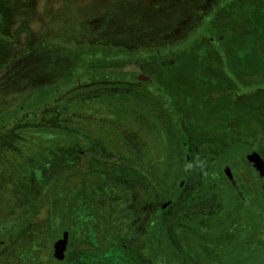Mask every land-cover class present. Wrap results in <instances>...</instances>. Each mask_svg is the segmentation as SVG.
Masks as SVG:
<instances>
[{
    "label": "rangeland",
    "instance_id": "rangeland-1",
    "mask_svg": "<svg viewBox=\"0 0 264 264\" xmlns=\"http://www.w3.org/2000/svg\"><path fill=\"white\" fill-rule=\"evenodd\" d=\"M179 1L131 0L129 7L132 10V20L128 21H133L134 18V24L145 28L156 25L160 18L158 23L165 21L164 25L170 30L169 33L162 35L161 39L171 40L192 32L201 17L211 10L216 0ZM236 5L238 7L232 14L236 18L234 19L232 15L224 18L222 26H231L230 33L238 36L237 43L233 40L228 43L231 37L227 38L229 37L227 34H218L216 37L219 41L228 43L224 48L226 57L230 53L229 67L237 66L239 72L242 70L241 81L244 84L248 83L245 87L238 85L240 91L252 97L254 94L255 99L261 100H254L249 105L250 111L246 110L245 118L248 119L246 122L244 120L237 122L234 116L237 114L233 111L232 103L227 105L226 111L223 106L227 104L224 100L228 99V95H231L232 102L233 98L236 101L235 91L227 90L223 94L220 87L205 95L204 82L205 84L198 86L189 97L182 95L184 99L179 111L188 112L186 115H190L193 121L199 120V124L194 128L189 124L191 139L197 140L201 145L198 148L197 143L193 142L194 147L198 148L196 166L203 162V158L207 161L214 159V164H218L217 158L228 140L233 146L228 147L223 162L231 164L230 171L233 175L243 176L248 190L245 185L240 184L239 179L238 192L232 188L222 173H210L205 181L207 183H204V186L202 184L199 190L213 191L214 207L206 208L202 219L196 215L191 217L187 207L182 210L179 217L175 213L164 215V226L168 230V235L167 233L162 235L163 246L159 244L161 247L159 255L151 249H146L147 258H143L138 250L144 247L146 227L156 208L153 187L148 188L147 183L141 181L139 177L141 175L117 176L111 183L122 185L121 192L126 197L123 206V214L127 215L126 226L121 232L116 233L118 235L109 233L103 237L104 240L100 236L96 237L94 244L104 246L98 251L84 249L83 245L87 247L91 245H87L84 235L74 229L73 237L70 238L71 252L65 264H264V194L259 190L260 183L257 182L258 178L250 166L254 161L248 160L254 155L253 146L263 138L260 131L263 125H260L257 119L259 115L264 119V111L258 110L256 106L264 107V0H237ZM119 7H121L119 0L5 1L3 9L6 19L0 22V25L4 34L10 38V43L8 48L0 49V104L26 96L33 91H37L36 94L43 93L44 89L49 88V84L71 73L68 65L60 67L59 62L47 55L42 47L34 48L36 43L48 37L80 41L84 35L90 34L94 41L103 40L106 36V24ZM149 15L154 18H150ZM119 20L122 24L123 20ZM233 26L238 27L234 29ZM99 31L101 34L93 37L94 33ZM212 33L216 35L218 32ZM211 60L210 58V62ZM177 62L176 58L168 61L171 64ZM161 63L165 64L163 61ZM77 70L74 78L77 83L55 82L56 88L59 87L58 92L53 94L55 98L50 105L38 112L36 122L51 125L54 111L66 102L76 101L75 104L82 106L79 112L86 113L89 118L94 119L87 124L91 137L97 139L92 140L93 145L99 144L101 149L110 155L117 149L125 155L124 148L132 144L134 148L131 150L136 152L137 157L140 159L143 155L139 162L142 165H138L137 168L149 162L143 167L146 175H149V169L154 164L156 152L154 147L161 152L166 151L167 157L174 160L179 150L175 124L182 118L179 112L180 115L171 111L169 101L156 103L154 100L153 104L159 106L158 109L163 115L161 116L149 108V99L143 102L127 98L124 92L126 89L120 87L121 81L99 78L90 81L81 67ZM95 71L139 74L146 72L145 67L135 63L95 68ZM224 71V76L231 78L227 67ZM203 73L206 76L209 70ZM206 77L207 80L216 81L213 75ZM240 84L243 85L241 82ZM151 86L155 88V84ZM145 92L146 90L144 95H147ZM150 95L154 97L152 92ZM225 114H228L226 119ZM252 115L257 119L250 118ZM218 126L226 129L223 134L226 141L211 138L206 145L207 139L204 136H221L223 130ZM184 131L188 132L187 129ZM121 134L128 137L127 141L125 140L124 144L120 141V145L115 149L113 146L117 142L114 138L121 139ZM131 135L135 136L134 140ZM12 136L14 134L11 133L0 135V240H4L0 242V264H59L54 261L55 258L50 259L53 255L52 243L60 232L58 229V232L52 233V226L57 225L58 219L55 223L49 219L47 203L49 199L43 200L39 209L32 211L28 219L25 213L34 193L36 196L40 183L54 178L60 171L78 168L81 164L79 156L75 155L72 148L55 149L54 154L50 155L47 151L41 152L42 150L37 149L38 143H43L41 139H35L32 143L35 146L32 144L30 146L25 139L20 143ZM171 142L175 144L173 150L167 148ZM261 150L264 161V148ZM20 152L23 155H20ZM25 154H31L33 159L26 160ZM245 157L248 162L244 160ZM202 164L204 166V163ZM163 167L159 168L158 172H164ZM203 169L199 167L196 170V178L201 176ZM173 171H170L171 174L168 172L167 176L164 173L162 175L165 176L163 185L166 192L172 189L170 176L180 175L181 167ZM151 177L154 178V174H151ZM110 225L113 230H117L116 224ZM9 235L13 237L7 240ZM121 237L124 242L118 249L115 246L107 247ZM170 239L174 243L176 241L177 248Z\"/></svg>",
    "mask_w": 264,
    "mask_h": 264
},
{
    "label": "trees",
    "instance_id": "trees-1",
    "mask_svg": "<svg viewBox=\"0 0 264 264\" xmlns=\"http://www.w3.org/2000/svg\"><path fill=\"white\" fill-rule=\"evenodd\" d=\"M5 1L8 0H0V22L6 19L3 9V3L5 4ZM119 1L121 7L113 12L110 21L107 22V28L105 29L106 36L103 40L98 39L94 41L91 34L89 36L84 35L80 41H67L48 37L36 43L33 47H42L47 55L53 57L57 63L59 62L58 65L60 67H65V64L69 66L71 73L69 72L68 75L57 80L62 84L73 82L76 76L75 74L78 73L77 68L81 67L83 73L90 78V81L96 78H99V80L121 81L122 84L120 87L126 89L124 91L126 95L125 93L123 95L127 98L138 99L143 102L149 99V108L157 111L161 116L163 115L158 109L159 106L153 104L154 100L156 103L161 101V103H165L169 101L170 103H168V106H170L171 111L176 113L179 112L181 115L178 114L182 118L175 124V133L179 139V150H177L174 160H170L167 157L166 151L161 152L158 148L154 147L156 151L154 152V164L149 169V175H146L143 167H146L144 165H148L149 162L147 161L142 167L137 168L138 165H142L139 162L143 155L141 154L142 156L139 159L136 152L131 150V148H134L132 144L124 148L123 151L126 153L125 155L120 153L118 149L113 155H110L101 149L99 144L93 145L92 140L97 141V139L91 137L92 135L88 131L87 124L94 119L89 118L86 113L79 112L82 106L75 104L76 101L66 102L63 106H60L57 111H54L51 125H44L43 123L36 122L38 112L44 107H48L55 98L53 94L58 92L57 88H59H56L57 83L55 82L57 81L53 82L55 84H49V88L44 89L45 91H43V93L39 92L36 94L37 91H33L26 96H20L1 102L0 135L4 133L14 134V136H12L15 137L14 139L19 140L20 143L21 140L25 139V141L30 143V146L35 139H41L43 143H38V147L36 146L37 149L39 148L38 150H42L41 152L47 151L50 155L54 154L55 149H74L75 155L79 156L80 166L78 168L60 171L57 176L48 181L43 180L39 185L36 196L34 193V197L31 200L29 208H27L25 216L26 219H28L32 211H37L39 209V205L44 202L43 200L49 199L47 202L49 207V219L54 223L55 220L58 219L57 225L52 226V233L55 231L58 232L59 229L60 233L57 235V237H59L62 231H67L70 240V238L73 237L74 229H77L86 238L85 243L91 245L90 247L83 245V248L89 251H98L104 248L102 245L94 244L96 237L100 236L103 239V237L109 235V233H114L115 235L119 231L121 232L122 228L126 226L127 215L123 214V206L126 197L121 192L122 185H112L111 182L116 179L117 176L129 177L141 175L139 176L141 181L147 183L146 186H148V188L151 186L153 187L155 196L154 203L156 207L153 217L146 227L147 231L144 236V247L138 250L143 258H147L148 253L146 249H151L155 254L159 255L160 245L163 246L162 235L168 232L164 226V213L171 211L175 202H178L180 204L184 203L191 208L189 210V212L191 211V217L193 215L198 216V218L204 217L205 211L200 213L195 210V208L203 203L207 194L213 192H209V190L207 192L200 190V192L197 191L195 195L192 194L187 198L179 199L189 187V181L186 180L182 188L179 187V183L182 179L189 178V174L185 172V170L187 171V169H190L189 165L193 164L197 149L201 147L197 140L191 139V137L189 138L188 134L183 131L184 125L195 127L199 124V120L193 121L190 115H186L188 112L186 113L184 111L181 113V111H179L184 99L182 95H188L189 97L192 94L191 92L196 91L197 87L202 86L204 82L206 83L205 95L215 90V88L220 89V87L223 89L222 93L227 90L235 91L234 97L236 101H234L233 98L232 102L230 98L231 95H228V99L224 100L227 101V104L223 106L226 111L227 105L232 103L233 111L237 114L234 115L237 122L240 120L246 122L248 120L245 118L247 115L246 110L250 111L249 105L252 101L261 99H255L254 94H252L254 96L252 97L240 91L238 85L245 87L248 83L244 84L241 81L240 77L243 74L242 70L239 72V68L236 69L237 66H232V68L229 67L231 64L230 53L227 57L225 56L224 47H227L228 43H231V40L237 43L238 36L231 35V26H222L224 24L223 19H227L234 14L233 12L238 7V5H236L237 0L214 1L211 10L201 17L192 32L188 34L185 33L186 35L184 34L182 37H175L171 40L161 39L162 35L170 31L168 30L169 27L167 28L164 25L165 21H162L160 24L158 23L160 21L159 18L156 25L151 27L147 26L144 28L138 26L134 24V18L133 21H128L129 19L132 20V10L129 7V2L131 0ZM180 1L183 2L186 0ZM254 10L255 9H253V11ZM149 17L154 18L152 15H149ZM232 17L234 16L232 15ZM235 18L236 17H234V19ZM119 19L123 20L122 24ZM237 27L238 26H235L234 29H237ZM215 31L218 32L216 35L212 33ZM100 32L101 31L94 33L93 37H98L101 34ZM218 34L229 35L227 38L231 37L230 41L228 43L223 41V44V42L217 39L216 36ZM9 41L10 38L8 35L4 34V30L1 29L0 25V49L3 50V48H8ZM175 58L178 59L177 63H168V61L170 62ZM210 58L212 59L211 62ZM217 58L219 59L217 60ZM162 61L165 62V64H162ZM127 63H135L145 67L146 72L139 74L116 71H95V68L124 65ZM226 67L230 71L229 76H231V78L224 76ZM206 70H209V74H206V76L213 75L216 80L215 82L207 80V77L204 76L203 73ZM251 73L252 71L249 74ZM142 75L150 78L149 82L141 83L144 88L138 85V78ZM74 82L77 83L78 81L76 80ZM240 82L243 85H241ZM148 84L150 85L148 86ZM154 84L155 88H152L151 85ZM144 90H146L145 93L147 95H144ZM150 92H152L154 97L150 95ZM178 99L179 102L177 103ZM124 107L125 105L122 106V108ZM256 107L257 109L259 108L258 110L262 109L261 111H264V107ZM162 112L164 111L162 110ZM123 114H126L125 110ZM226 115L228 114H225L224 119L227 118ZM253 115L250 116V118L257 119V117L253 118ZM257 120L260 125H263V128L260 130L263 134V138H261L257 145L253 146L254 155L252 156V161H256L258 157H261V152L263 153L261 149L264 148V119H262V115H259ZM222 124L220 125L222 126ZM218 128L223 130L221 136H204L207 139L205 144L209 143L208 141H211V138L225 140L223 139V134L226 129L220 126H218ZM134 137L135 136L131 135L133 140ZM127 138L128 137H124L122 134L121 139H119V137H117L118 140L114 138L117 143H114L115 145L113 148L116 149V146L120 145V141H123V144L126 143L125 140L127 141ZM193 142L194 144L197 143L198 148L194 147ZM201 144H203V142H201ZM174 145L175 144L171 142L168 144L167 148L173 150L175 149ZM231 145L232 142L227 140L218 159L223 160L225 158L224 154L227 155V150H229ZM173 152L174 151H172V153ZM21 154L23 155L22 152H20V155ZM160 155L161 157L159 158ZM25 156L26 160L30 158L33 159L31 154H25ZM246 160L247 158L245 157V161ZM202 161L204 165H208L209 161L205 158H203ZM176 165L177 167H181L182 173L175 177H172V175L170 176L169 179L172 178L170 182L172 184V189L166 192L164 190L163 177L167 176L168 172L171 174L170 171L174 172L173 170L177 168L175 167ZM210 165L211 162L208 166ZM162 167L164 168V172H158L159 168ZM210 167V171H213L214 168L212 166ZM251 169L253 170V168ZM160 173L161 175H159ZM163 173L165 176H162ZM151 174H154V178L151 177ZM205 181L204 183H207ZM144 182L141 183L143 184ZM204 183L203 186L205 185ZM259 190L263 193L262 188ZM169 199H172V201L164 210L165 212L158 211V207ZM179 215L180 214H178L177 217H179ZM113 223L116 224L117 230L111 228L110 224ZM175 225H177V223H175ZM121 239H117L107 247L115 246L116 249H118L124 242L123 237H121ZM71 242L72 241H69V246L63 260L54 259L53 255L50 256V259L53 257L55 262L65 264L71 252ZM172 244L177 248L176 241L175 243L172 241Z\"/></svg>",
    "mask_w": 264,
    "mask_h": 264
},
{
    "label": "flooded vegetation",
    "instance_id": "flooded-vegetation-1",
    "mask_svg": "<svg viewBox=\"0 0 264 264\" xmlns=\"http://www.w3.org/2000/svg\"><path fill=\"white\" fill-rule=\"evenodd\" d=\"M144 83V82H143ZM138 84V83H137ZM138 85H141V83H139ZM186 126V125H185ZM193 128H194V126H192ZM185 129H187L188 130V132H186V134H188V137L190 138L191 137V134H190V132H189V130H190V126H186V128H183V131L185 130ZM216 159V158H215ZM218 159V158H217ZM252 158H249L248 160L251 162L252 160H251ZM224 160V159H223ZM223 160H221V159H218V161H219V163L218 164H213V162H214V159L213 160H208L209 162H208V165H209V163L211 162V165L210 166H212L214 169H213V171H210V166H208V165H204L203 166V164L202 163H204V162H200V164H198V166H196V164H195V160L193 161V164L191 165V167H190V169H187V171L185 170V172H188V174H189V178L188 179H182L181 181L182 182H180L179 183V187L180 188H182L183 186H184V184H185V182H186V180L187 181H189L188 182V185H189V187L187 188V190L182 194V197L181 198H179V199H184V198H187V197H189L190 195H192V194H196L197 193V191H199L200 192V190H199V187H200V185L201 184H203L204 183V181L206 180V178L207 177H209V176H207V175H210V173H213V172H219V174L220 173H222L223 174V177L224 178H226V180L232 185V188L235 190V191H238L239 192V188L237 187V179H239V181H240V184L241 185H245V188H246V190H248V187H247V185L245 184V181H244V179H243V176L242 175H238V176H236V174H232V177L231 178H229L227 175H226V171L228 170V171H230V168H231V164L230 163H225V162H223ZM244 160H245V158H244ZM248 160H246L247 162H248ZM213 161V162H212ZM222 162H223V165H222ZM255 162V161H254ZM253 162V163H254ZM253 163L250 165L251 166V168H253ZM200 167V168H204L203 169V173L201 174V176H199L198 178H196L195 176H196V170L198 169V168ZM197 168V169H196ZM254 170V169H253ZM208 172H210V173H208ZM231 172V171H230ZM254 172H255V170H254ZM181 173H182V171H181ZM256 173V172H255ZM218 174V173H217ZM257 176V175H256ZM210 192V191H209ZM212 193L213 192H210V194H207L206 195V197L204 198V200H203V203L202 204H200V205H198L196 208H195V210H197V211H199L200 213H202V211H205V209L206 208H213L214 207V198L212 197V196H214V194L212 195ZM173 199V198H172ZM172 199H169V200H167V201H165V202H169V204L171 203V201H172ZM169 204L167 205V207L169 206ZM162 205V204H161ZM160 205V206H161ZM160 206L158 207V211H164L167 207H165V208H163V209H161L160 208ZM187 207V210L189 211L191 208H189V206L188 205H186V204H180V203H178V202H175V204H174V206L172 207V210L171 211H169V212H167V213H164V215H166V214H172V213H175L176 215H178V214H180V212L182 213V210H184V208H186ZM154 212H155V210L153 211V213H152V216L151 217H153V214H154ZM165 212V211H164ZM191 212V211H190ZM185 214V213H184ZM186 215V214H185ZM191 215V214H190ZM174 226V225H173ZM13 236L12 235H9V237H8V239L7 240H9V239H11ZM60 237V236H59ZM59 237H57V238H59ZM57 238H55V240L57 239ZM54 240V241H55ZM4 240L2 239V240H0V242H3ZM54 241H53V243H54ZM69 238H68V244H67V249H68V246H69ZM53 243H52V246H53ZM67 249H66V251H67ZM65 255H66V252H65Z\"/></svg>",
    "mask_w": 264,
    "mask_h": 264
},
{
    "label": "water",
    "instance_id": "water-1",
    "mask_svg": "<svg viewBox=\"0 0 264 264\" xmlns=\"http://www.w3.org/2000/svg\"><path fill=\"white\" fill-rule=\"evenodd\" d=\"M150 81V78H148L147 76H140L138 78V82L139 83H147ZM253 169L256 172L258 181L260 183V186L263 190L264 193V161L262 157H258L257 160L253 163ZM226 175L231 178L232 174L230 171H226ZM181 184V183H180ZM169 204V202H165L163 203L160 208L163 209L165 207H167V205ZM68 238H69V234L67 231H62L61 235L59 238H57L52 246V253H53V257L57 260H63L65 257V252L67 249V244H68Z\"/></svg>",
    "mask_w": 264,
    "mask_h": 264
},
{
    "label": "clouds",
    "instance_id": "clouds-1",
    "mask_svg": "<svg viewBox=\"0 0 264 264\" xmlns=\"http://www.w3.org/2000/svg\"><path fill=\"white\" fill-rule=\"evenodd\" d=\"M189 167H191V165H189Z\"/></svg>",
    "mask_w": 264,
    "mask_h": 264
}]
</instances>
